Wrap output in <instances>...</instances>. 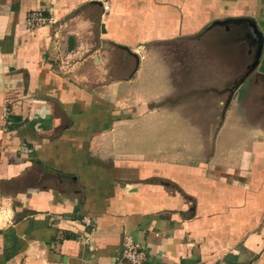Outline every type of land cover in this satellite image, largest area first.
<instances>
[{
    "label": "crops",
    "instance_id": "crops-1",
    "mask_svg": "<svg viewBox=\"0 0 264 264\" xmlns=\"http://www.w3.org/2000/svg\"><path fill=\"white\" fill-rule=\"evenodd\" d=\"M108 4L0 0V264H111L126 236L143 264H264V103L242 91L247 77L224 101L169 104L164 52L187 39L231 66L243 34L238 74L264 0ZM33 12L49 23L29 29ZM226 20L238 22L211 26Z\"/></svg>",
    "mask_w": 264,
    "mask_h": 264
},
{
    "label": "rangeland",
    "instance_id": "rangeland-1",
    "mask_svg": "<svg viewBox=\"0 0 264 264\" xmlns=\"http://www.w3.org/2000/svg\"><path fill=\"white\" fill-rule=\"evenodd\" d=\"M235 40H238V42L240 43H233L230 57L231 60L229 57L226 58L227 60H230L233 63L231 66H223V64H221L222 62H219L217 57H222V55H219L218 50L216 49H208L207 46L205 47L203 45H199L195 41H190L187 39H180L168 42L164 48V52L166 54V57L172 64V73L174 80L173 83L176 88H178L179 93L177 97L169 100V104H173L178 99H180L179 96H188L192 95L193 93H198L200 95L209 93L210 96L216 98L217 96L214 92H218L220 90L224 91V94H222L220 97V100L222 99L224 101L230 94L231 90L233 91L234 89L239 88L240 86H238L237 88H235V86L239 83V80L242 78L244 73H246L247 65H244L241 71H239L238 74L236 73V75L235 69L239 67L236 64H241V62H243L247 47L245 45V35L242 34L241 36L235 38ZM193 57L197 61H200L201 59L207 64L200 66L194 65L193 71L191 62H189V58ZM251 62L252 59H249L248 64H251ZM208 72L209 74H217V77L223 74L225 76L226 74V77L229 78L228 74L231 73L232 75L231 79L223 82L200 81L191 84L187 81H184V78L187 77L188 74L190 75L191 73L198 75L199 79L202 80L207 77L206 75H208ZM253 75L254 71L251 73V75L248 76L249 82L246 84V86L242 88V91H255L257 95L255 100L264 103V79H256V77H254ZM245 79H247V77ZM244 80L239 85L245 83L246 81L244 82ZM222 107L223 106L221 105L219 111H221ZM262 109L264 111V107Z\"/></svg>",
    "mask_w": 264,
    "mask_h": 264
},
{
    "label": "built area",
    "instance_id": "built-area-1",
    "mask_svg": "<svg viewBox=\"0 0 264 264\" xmlns=\"http://www.w3.org/2000/svg\"><path fill=\"white\" fill-rule=\"evenodd\" d=\"M101 4L103 11L106 12L109 9L108 0H93ZM49 23L48 19L44 17L40 12L31 13L26 24L29 29H38L46 26ZM263 50H264V35H263ZM73 58V57H72ZM144 251L140 245L133 241L129 236L124 237L121 245V251L119 257L111 264H143Z\"/></svg>",
    "mask_w": 264,
    "mask_h": 264
},
{
    "label": "water",
    "instance_id": "water-1",
    "mask_svg": "<svg viewBox=\"0 0 264 264\" xmlns=\"http://www.w3.org/2000/svg\"><path fill=\"white\" fill-rule=\"evenodd\" d=\"M229 22H238L237 20H226V21H222V22H214L211 26H216V25H222V26H226V29H229L228 27V23ZM255 32V31H254ZM255 36H256V49H255V55H254V60L253 62L247 67V71L246 73H244V75L242 76V78L239 80V83L235 86V88H237L239 86L240 83H242V81L248 77L257 67L259 59L261 57V54L263 52V35L262 33H260L259 31L255 32ZM232 92V90H231ZM227 106V103H226Z\"/></svg>",
    "mask_w": 264,
    "mask_h": 264
},
{
    "label": "clouds",
    "instance_id": "clouds-1",
    "mask_svg": "<svg viewBox=\"0 0 264 264\" xmlns=\"http://www.w3.org/2000/svg\"><path fill=\"white\" fill-rule=\"evenodd\" d=\"M248 153L247 152H245L244 154H243V164H242V167L243 168H246L248 165H247V158H248ZM241 175H243V172H241Z\"/></svg>",
    "mask_w": 264,
    "mask_h": 264
},
{
    "label": "flooded vegetation",
    "instance_id": "flooded-vegetation-1",
    "mask_svg": "<svg viewBox=\"0 0 264 264\" xmlns=\"http://www.w3.org/2000/svg\"><path fill=\"white\" fill-rule=\"evenodd\" d=\"M254 42L256 43V40Z\"/></svg>",
    "mask_w": 264,
    "mask_h": 264
}]
</instances>
